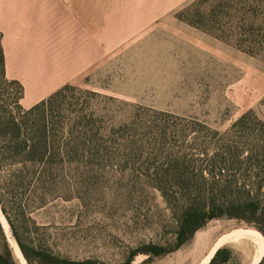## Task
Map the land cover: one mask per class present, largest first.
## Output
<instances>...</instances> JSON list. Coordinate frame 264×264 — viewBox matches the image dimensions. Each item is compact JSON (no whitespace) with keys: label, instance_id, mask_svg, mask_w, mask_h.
<instances>
[{"label":"rangeland","instance_id":"obj_1","mask_svg":"<svg viewBox=\"0 0 264 264\" xmlns=\"http://www.w3.org/2000/svg\"><path fill=\"white\" fill-rule=\"evenodd\" d=\"M155 13L125 41L97 42L88 34L82 41L79 35L52 40L53 53L68 66L61 86L74 87L65 93L71 115L91 116L110 145L135 141L145 150L157 141L173 150L206 147L213 130L224 131L244 111L264 118V50L253 56L233 45L239 25H264V0H190ZM156 127L166 132L163 138ZM144 154L137 161L118 154L103 165L66 166L57 172L63 180L29 187L5 188L2 171L1 198L23 241L72 258L125 264L131 248L169 244L177 227V208L141 174L165 160ZM0 221L15 263L24 264L1 209ZM238 227L255 229L214 218L176 250L140 253L131 264H200L220 235ZM220 246L231 250L230 264H247L258 248L247 237Z\"/></svg>","mask_w":264,"mask_h":264},{"label":"trees","instance_id":"obj_2","mask_svg":"<svg viewBox=\"0 0 264 264\" xmlns=\"http://www.w3.org/2000/svg\"><path fill=\"white\" fill-rule=\"evenodd\" d=\"M239 28L241 37L233 43L237 49L253 56L264 50V25L241 24ZM1 39L0 33V172H6L5 188L29 187L40 180L56 183L64 179L57 172L66 166L103 165L118 154L134 158L141 153L148 158L161 155L165 162L145 167L141 174L177 208L175 235L169 244L147 242L131 248L125 264L140 253L154 257L176 250L214 218L237 219L264 238V118L248 109L224 131L213 130L212 143L206 147L189 143L173 150L157 141L145 150L127 140L110 145L105 130L98 131L91 116L71 115L65 103L66 91L74 89L69 84L23 108V86L5 75ZM121 131L122 127L117 128ZM154 132L159 138L166 134L159 127ZM0 209L27 264H102L91 257L72 258L23 241L1 193ZM231 257V250L220 246L207 264H230ZM0 264H16L1 221ZM257 264H264V255Z\"/></svg>","mask_w":264,"mask_h":264},{"label":"crops","instance_id":"obj_3","mask_svg":"<svg viewBox=\"0 0 264 264\" xmlns=\"http://www.w3.org/2000/svg\"><path fill=\"white\" fill-rule=\"evenodd\" d=\"M188 1L0 0L5 75L21 83L20 104L29 107L68 81L67 63L53 53V39L79 35L82 41L88 34L97 42L125 41L132 27L147 24L155 11L178 9Z\"/></svg>","mask_w":264,"mask_h":264},{"label":"bare ground","instance_id":"obj_4","mask_svg":"<svg viewBox=\"0 0 264 264\" xmlns=\"http://www.w3.org/2000/svg\"><path fill=\"white\" fill-rule=\"evenodd\" d=\"M232 230H230L226 233H223L222 235H220L215 240L213 246L211 247L209 252L207 254H205V256L202 259L200 264H206L209 261L210 257L214 253L217 246L224 243L225 241L234 240V239H237L239 237L250 238L252 241H254L258 245V248H257L258 253H257L256 257L254 258L253 262L251 263V264H256V262L259 260L260 256L263 255V253H264V238H263V236L255 229H249V228L244 229L242 227H238V229H235L234 231H232ZM16 247H17V245H16ZM17 251L19 253L20 260H22V262L24 264H26L18 247H17Z\"/></svg>","mask_w":264,"mask_h":264},{"label":"water","instance_id":"obj_5","mask_svg":"<svg viewBox=\"0 0 264 264\" xmlns=\"http://www.w3.org/2000/svg\"><path fill=\"white\" fill-rule=\"evenodd\" d=\"M18 247V246H17ZM216 250V249H215ZM257 253H258V250H257V248H256V252H255V254H254V256L252 257V259L247 263V264H251L252 262H253V260H254V258L256 257V255H257ZM213 255V254H212ZM263 255H264V253H263ZM263 255H261L260 256V258L263 256ZM260 258H259V260H260ZM24 259V258H23ZM258 260V261H259ZM258 261L256 262V264L258 263Z\"/></svg>","mask_w":264,"mask_h":264}]
</instances>
